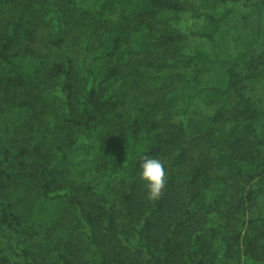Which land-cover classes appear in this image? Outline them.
Returning <instances> with one entry per match:
<instances>
[{"label":"trees","instance_id":"obj_1","mask_svg":"<svg viewBox=\"0 0 264 264\" xmlns=\"http://www.w3.org/2000/svg\"><path fill=\"white\" fill-rule=\"evenodd\" d=\"M185 12L202 19L191 36ZM263 12L0 0V233L15 240L0 236V264H264ZM143 157L165 166L156 202Z\"/></svg>","mask_w":264,"mask_h":264},{"label":"rangeland","instance_id":"obj_2","mask_svg":"<svg viewBox=\"0 0 264 264\" xmlns=\"http://www.w3.org/2000/svg\"><path fill=\"white\" fill-rule=\"evenodd\" d=\"M75 1V4H76V7H78L79 9L81 8L82 10H86L88 12V10H92L94 9V5L96 4L97 0H74ZM191 1V0H190ZM129 5H131L130 3H128ZM134 6L131 5L130 8H133ZM129 9V7H128ZM116 10L115 9V12L114 14L116 15ZM251 7H249L248 10H244L243 9H240L238 8L235 12V16H240L241 18H244L246 16V14H248L249 11H251ZM250 13V12H249ZM264 14V12H263ZM181 24L178 25V27L181 29V30H184V32H186L189 36L192 35V32L193 31H196L198 27H200V25H202V19H196L195 17H192L191 15V12H185L181 15ZM46 34H49V30L47 28H41L37 37H36V45L38 46H42V47H45V42H46V39H45V35ZM238 34H239V31L238 32H232V30L230 29L229 30V33H228V36L229 38H231V41H228V44L226 47H223L224 49H227V47H233V45H237V41L239 40L238 38ZM72 43V42H71ZM203 41L202 40H199L198 37H191L190 40H189V44L190 45H197V44H202ZM210 43H203V45H205V47H208ZM70 45H74L73 44H70ZM49 51V50H47ZM214 69L211 68V70L208 72V73H211ZM209 75V74H208ZM202 77V76H201ZM203 77H205V75H203ZM253 90L255 89L254 93V96H257V95H261L263 93V86L260 84V83H257V85L255 84V86L253 85L251 87ZM79 158H82V156H79ZM113 173H116V172H113ZM85 175H87L85 173ZM253 183V182H252ZM258 186V183L255 181L253 183V186L252 189L253 190V195L258 199L260 200L261 197V193L260 191L258 190L257 188ZM15 189H18V188H15ZM13 189V192L10 196L11 199H14V201H16V209L22 213L24 211V202L22 201H19L17 200V198H19L21 195H23L21 193V191H18V190H15ZM2 197L5 196L4 193H1ZM255 213L257 212V207L254 211ZM247 214V213H246ZM0 236L2 237L1 240H10L9 243L10 244H13L15 242L14 238L7 234V232L5 231H1L0 233ZM221 238H217V240H220ZM8 243V244H9ZM12 248H14V244L11 245Z\"/></svg>","mask_w":264,"mask_h":264},{"label":"clouds","instance_id":"obj_3","mask_svg":"<svg viewBox=\"0 0 264 264\" xmlns=\"http://www.w3.org/2000/svg\"><path fill=\"white\" fill-rule=\"evenodd\" d=\"M140 179L145 183L147 199L150 202L161 199L167 183V173L163 161L143 157Z\"/></svg>","mask_w":264,"mask_h":264}]
</instances>
